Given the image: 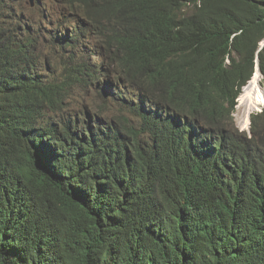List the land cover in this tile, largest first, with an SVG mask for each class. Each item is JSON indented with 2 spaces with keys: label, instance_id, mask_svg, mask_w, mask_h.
Here are the masks:
<instances>
[{
  "label": "trees",
  "instance_id": "16d2710c",
  "mask_svg": "<svg viewBox=\"0 0 264 264\" xmlns=\"http://www.w3.org/2000/svg\"><path fill=\"white\" fill-rule=\"evenodd\" d=\"M34 1L0 0V264H264V0Z\"/></svg>",
  "mask_w": 264,
  "mask_h": 264
},
{
  "label": "rangeland",
  "instance_id": "374dc122",
  "mask_svg": "<svg viewBox=\"0 0 264 264\" xmlns=\"http://www.w3.org/2000/svg\"><path fill=\"white\" fill-rule=\"evenodd\" d=\"M25 5L28 8H31V4H30L29 0H25ZM50 12L53 13L54 10H51ZM32 13L33 12H31V14ZM46 25L51 26L53 28L56 26V24H53V23L50 24L49 20H46ZM72 26H73V24H69V27L66 26V29L71 30L73 28ZM40 51H41V54H43V57L49 56L50 58H54L55 62L59 61V56L61 55V52L47 51L46 43L41 44ZM65 57L67 58V56H65ZM91 58H92V60L94 59L93 57H91ZM94 60H96V59H94ZM97 60H99V58ZM99 103H102V102L100 101V99L97 96H95L93 94L92 89L86 90V91H81V92L76 91L72 95V98L70 99L71 107L76 111H79V109H84V108H91L92 109L94 104L98 105ZM239 104L240 103L238 102L234 116H235L237 126L239 128H241L243 126V124H245L243 122V116L245 115V112L242 108L239 107ZM96 108H98V107H96ZM102 113L104 116H106L108 118L127 114V112L125 111V109L122 105H120L116 102H113V101H110V102L108 101V107L103 109ZM245 127H246V125H245Z\"/></svg>",
  "mask_w": 264,
  "mask_h": 264
},
{
  "label": "bare ground",
  "instance_id": "6f19581e",
  "mask_svg": "<svg viewBox=\"0 0 264 264\" xmlns=\"http://www.w3.org/2000/svg\"><path fill=\"white\" fill-rule=\"evenodd\" d=\"M240 99L241 100L239 107L242 108L245 112L243 120L247 127L250 122V113L256 110H260L264 106V89L262 87V74L258 67L257 70L254 72L249 83L245 86Z\"/></svg>",
  "mask_w": 264,
  "mask_h": 264
},
{
  "label": "clouds",
  "instance_id": "9594fccd",
  "mask_svg": "<svg viewBox=\"0 0 264 264\" xmlns=\"http://www.w3.org/2000/svg\"><path fill=\"white\" fill-rule=\"evenodd\" d=\"M257 67H258V69L260 70V72H261V74H262V86H263V88H264V84H263V82H264V75H263V73H262V71H261V69H260L259 58H258L257 61H256V65H255V67H254V70H253L252 76H253L254 72L257 70ZM252 76H251V78H252ZM251 78H250V79L248 80V82L242 87L240 93L238 94V96H237V98H236V106H235V110H236V108H237L238 102L240 103V96H241L242 92L244 91L245 86H246V85L249 83V81L251 80ZM235 110L233 111V117H234V121H235V123H236L235 116H234ZM263 111H264V106H263L260 110H256V111H253L252 113H250V117H249V118H250V122H249V125H248L247 127H245V124H243V126H242L241 128H239V127L237 126V123H236V126L238 127V129H239L241 132H245V133H247V135H249L250 137H252V115H253V114H256V113H261V112H263ZM243 122H244V120H243Z\"/></svg>",
  "mask_w": 264,
  "mask_h": 264
},
{
  "label": "water",
  "instance_id": "95a60500",
  "mask_svg": "<svg viewBox=\"0 0 264 264\" xmlns=\"http://www.w3.org/2000/svg\"><path fill=\"white\" fill-rule=\"evenodd\" d=\"M35 5V1L34 0H31V6H34ZM264 46V42L261 43V48Z\"/></svg>",
  "mask_w": 264,
  "mask_h": 264
}]
</instances>
